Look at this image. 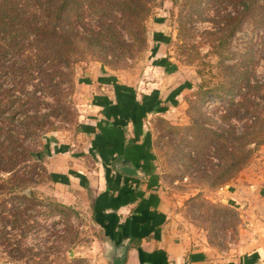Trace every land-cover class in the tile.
<instances>
[{"label":"rangeland","instance_id":"obj_1","mask_svg":"<svg viewBox=\"0 0 264 264\" xmlns=\"http://www.w3.org/2000/svg\"><path fill=\"white\" fill-rule=\"evenodd\" d=\"M150 5L141 51L129 57L104 37L62 65V76L36 57L20 69L34 52L0 41V264H111L89 211L53 195L43 164L53 142L74 136L91 69L156 84L147 143L172 210L220 250L238 239L242 219L230 189L264 175V0L232 32L241 7L231 0ZM81 25L85 36L99 31L96 15L86 12ZM253 130L259 136L234 140ZM234 154L237 172L228 166Z\"/></svg>","mask_w":264,"mask_h":264},{"label":"crops","instance_id":"obj_2","mask_svg":"<svg viewBox=\"0 0 264 264\" xmlns=\"http://www.w3.org/2000/svg\"><path fill=\"white\" fill-rule=\"evenodd\" d=\"M85 75L74 136L57 139L44 152L53 195L86 207L103 246L110 252L126 248L122 264H264V175L232 185L229 201L242 226L236 242L220 250L203 230L178 221L157 176L145 125L156 84L104 69Z\"/></svg>","mask_w":264,"mask_h":264},{"label":"trees","instance_id":"obj_3","mask_svg":"<svg viewBox=\"0 0 264 264\" xmlns=\"http://www.w3.org/2000/svg\"><path fill=\"white\" fill-rule=\"evenodd\" d=\"M150 1L0 0V41L18 54L34 52L27 57L25 65L20 66V69L27 66L34 67L31 57H36L35 63L51 62L53 66L56 65L54 76H62V65L67 67L70 62L80 60L85 46L95 47L104 37L129 57L141 51L146 41L144 21L150 14ZM231 2L241 7V10L231 17L235 23L230 32L240 25L243 13L253 10V5L258 3V0H231ZM262 9L259 20L264 24V7ZM86 12L98 17L99 31L93 36H85L82 32L81 24ZM2 52L5 53L6 49ZM147 106L145 109H151L152 100ZM253 123L255 129L257 122L253 121ZM253 131L235 135L234 140L237 142L247 134L254 138L259 136L257 130ZM219 135L223 136V134ZM233 159L236 161L228 166L237 172L241 168L239 157L234 154L231 160Z\"/></svg>","mask_w":264,"mask_h":264},{"label":"water","instance_id":"obj_4","mask_svg":"<svg viewBox=\"0 0 264 264\" xmlns=\"http://www.w3.org/2000/svg\"><path fill=\"white\" fill-rule=\"evenodd\" d=\"M119 169L127 174H136V171L129 166H122L119 167ZM125 256H126V248L122 246L113 249V251L109 255V259L111 264H122L125 261Z\"/></svg>","mask_w":264,"mask_h":264}]
</instances>
